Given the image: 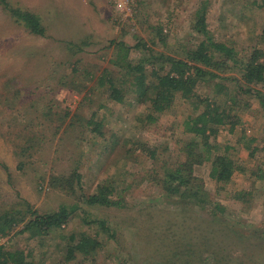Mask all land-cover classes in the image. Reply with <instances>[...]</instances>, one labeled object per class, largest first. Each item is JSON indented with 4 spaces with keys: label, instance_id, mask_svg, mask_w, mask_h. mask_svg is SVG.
<instances>
[{
    "label": "rangeland",
    "instance_id": "374dc122",
    "mask_svg": "<svg viewBox=\"0 0 264 264\" xmlns=\"http://www.w3.org/2000/svg\"><path fill=\"white\" fill-rule=\"evenodd\" d=\"M7 1L37 14L46 31L32 34L0 4V212L23 210L24 203L40 213L62 204L77 207L61 229L29 237L18 233L21 223L0 234V245L30 254L32 264H179L186 257L177 256L189 244L194 254L202 252L193 264H213L218 257L229 264H264V107L257 99L241 95L234 110L239 123L219 127L216 135L221 151L230 147L237 167L231 178L216 182L209 162L196 165L210 205L182 207L151 177L162 163L180 159L178 147L190 137L182 123L193 105L180 99L147 123L144 105L133 96L116 103L106 85L98 84L102 73L120 72L110 62L117 48L111 41L131 46L133 60L144 51L142 44L135 46L138 41L155 38V49L176 56L196 45L200 36L192 23L202 0ZM206 22L214 40L239 55L253 47L264 50V0H208ZM219 82L222 90L232 87L228 80ZM256 87L264 92V83ZM215 88L220 90L198 85L202 94ZM90 117L104 135L92 130L94 124L85 127ZM24 139L29 148L22 152ZM149 149H155V160ZM72 170L81 175L80 188L70 193L54 187V176ZM108 178L128 187L122 194L126 206L81 200ZM239 191L241 199L235 197ZM215 205L223 215L211 216ZM90 219L105 220L116 230L114 237L85 222ZM83 231L96 235L103 247L93 260L79 252L66 260L68 236Z\"/></svg>",
    "mask_w": 264,
    "mask_h": 264
},
{
    "label": "trees",
    "instance_id": "16d2710c",
    "mask_svg": "<svg viewBox=\"0 0 264 264\" xmlns=\"http://www.w3.org/2000/svg\"><path fill=\"white\" fill-rule=\"evenodd\" d=\"M0 4L29 32L45 35V27L37 14L13 7L7 0H0ZM207 4L208 0H202L194 12L192 29L200 39L193 47L186 48L182 56L155 49V38H152L144 43H136L135 46L142 44L144 51L133 60L130 56L131 46L125 45L123 41H111L117 48L110 62L120 72L116 75L104 72L98 78V84L106 85L109 99L123 103L126 95L130 94L136 103L144 105L146 112L143 114L147 123L157 121L159 116L171 110L180 99L193 105V112L186 115L182 123L184 131L190 137L178 147L180 159L173 163H162L151 177L163 193L176 197L182 207L196 205L204 208L210 205L203 180L194 174L196 165L209 162V177L220 183L227 182L237 168L230 155V147L225 146L221 151L216 135L219 127L227 125L233 129L239 123V115L234 110L239 108L237 104L240 96L251 95L264 107V92L256 87L264 83V50L253 47L247 54L239 55L234 47L214 40L206 22ZM231 71H235L236 75L232 76ZM219 80L232 82V87L228 85L222 90L225 85ZM202 83L219 87L220 90L215 88L211 93L202 94L198 91V85ZM84 124L85 127L94 124L92 130L97 135H104L100 125L91 117L85 119ZM28 132L35 135L30 126ZM28 137L31 139V136ZM210 138L213 139L212 142ZM28 144L24 139L25 148L22 145V152L29 148ZM147 153L153 160L158 157L155 149H149ZM53 178L51 182L54 187L66 192L74 193L76 187H81V175L76 170H72L70 175ZM121 184L116 178H108L98 183L93 193L80 196L81 200L92 206L123 208L127 204L122 194L128 187ZM235 197L241 199L243 193L239 191ZM24 204L26 208L23 210L0 212V234H7L15 225L22 223L18 233H28L29 237L47 235L52 230L64 227L77 207L76 204H62L55 211L40 213L28 203ZM218 208L215 205L211 209L212 217L223 215L222 212H215ZM85 222L96 224L107 234V238L114 237L116 233L103 219ZM67 239L66 260L76 258V252H79L82 259L93 260L97 251L103 247L96 235H88L84 231L77 236L71 233ZM190 247L189 244L184 251H179L181 253L177 257H186L180 259L179 264H193L192 258L200 257L202 252L194 254ZM28 255L19 249L0 245V264H32V261L27 260ZM213 264H229V261L218 257L214 258Z\"/></svg>",
    "mask_w": 264,
    "mask_h": 264
}]
</instances>
